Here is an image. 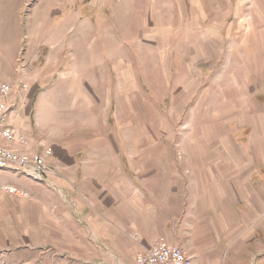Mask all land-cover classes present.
<instances>
[{"label": "rangeland", "instance_id": "374dc122", "mask_svg": "<svg viewBox=\"0 0 264 264\" xmlns=\"http://www.w3.org/2000/svg\"><path fill=\"white\" fill-rule=\"evenodd\" d=\"M7 44L16 53L2 75L25 85L12 107L22 106L30 143L54 154L97 132L139 174L165 167L168 152L182 173L236 168L246 199L207 190L191 203L208 227L200 249L211 264H264V0H0L1 55ZM2 175L29 197L0 191L12 217L7 230L1 224L0 264L118 261L89 234L87 217L61 234L56 201L42 207L35 183Z\"/></svg>", "mask_w": 264, "mask_h": 264}, {"label": "crops", "instance_id": "0c3cea01", "mask_svg": "<svg viewBox=\"0 0 264 264\" xmlns=\"http://www.w3.org/2000/svg\"><path fill=\"white\" fill-rule=\"evenodd\" d=\"M3 48L0 58L7 59L0 62V72L9 74L16 52L10 54V44ZM3 64L10 65L5 67ZM11 102L15 105V98L14 101L11 98ZM20 107L22 106L12 107L7 117L14 130L27 137L22 132L23 129L26 130V122L20 121ZM95 122L97 121L90 122L88 127L95 126ZM106 137L98 136L95 132L72 150L66 148L67 145L58 146L54 154L52 152L48 157L54 173L42 182L32 181L15 169H0V184H11L3 178V170L14 172L35 183L37 186L32 189L37 190V194L41 192L42 207L49 205V201H56L55 210L61 217L60 220L57 219L61 234L65 230L64 224L73 217H87L85 224L89 228V234L101 241V250L116 256L118 261L114 264H137L136 256L147 251L155 242L181 247L192 258L193 264H211L206 262L207 257L200 249L203 243L201 235L206 238L202 232L208 229L207 222L201 215V209L196 207L198 213H192L191 203L207 200V190L211 192V198L216 197L215 192L229 190L233 194H240L238 200L242 196L246 199V175L233 166L228 174L222 173L220 171L225 169L221 165L217 167L215 174L211 168H205V172L194 173L186 170L182 173L176 168V152L163 153L169 160L165 162V167L152 169L148 174H139L130 166L127 154L119 150H107L109 134ZM257 149V158L264 160V145H259ZM245 163L248 167H256L255 162L248 161V158ZM240 164L241 162L236 161L230 165ZM148 175H153V178L149 179ZM184 179L187 182L197 180L198 185H186L183 183ZM197 190L201 193L193 195L192 191ZM11 222L12 217L0 196V229L4 223V230H7Z\"/></svg>", "mask_w": 264, "mask_h": 264}, {"label": "built area", "instance_id": "2783aa9c", "mask_svg": "<svg viewBox=\"0 0 264 264\" xmlns=\"http://www.w3.org/2000/svg\"><path fill=\"white\" fill-rule=\"evenodd\" d=\"M19 87H25L21 80L17 85H11L0 72V169H15L32 181L42 182L54 173L48 162L51 148L42 142H36V146L30 143L26 136L14 130L7 117L12 107L11 98ZM0 191L16 198L29 197L28 191L11 184H0ZM136 263L193 264L192 258L181 247L159 242L137 255Z\"/></svg>", "mask_w": 264, "mask_h": 264}]
</instances>
